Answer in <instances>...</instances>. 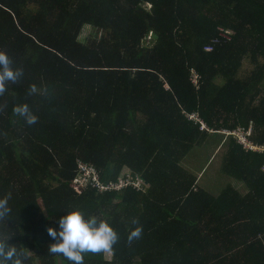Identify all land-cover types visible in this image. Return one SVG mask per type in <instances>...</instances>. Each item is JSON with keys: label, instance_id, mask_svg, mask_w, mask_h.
Instances as JSON below:
<instances>
[{"label": "trees", "instance_id": "trees-1", "mask_svg": "<svg viewBox=\"0 0 264 264\" xmlns=\"http://www.w3.org/2000/svg\"><path fill=\"white\" fill-rule=\"evenodd\" d=\"M85 28L96 33L81 39ZM0 49L25 72L0 97V198L12 208L0 232L29 251L26 264H71L48 253L47 229L72 209L121 237L84 264H264V154L227 138L221 171L244 194L214 195L182 163L217 134L191 112L210 130L251 127L264 144V0H0ZM33 83L51 100L27 96ZM24 102L33 126L13 112ZM77 160L105 184L143 186L76 188ZM132 217L143 235L129 246Z\"/></svg>", "mask_w": 264, "mask_h": 264}, {"label": "clouds", "instance_id": "clouds-1", "mask_svg": "<svg viewBox=\"0 0 264 264\" xmlns=\"http://www.w3.org/2000/svg\"><path fill=\"white\" fill-rule=\"evenodd\" d=\"M25 75L22 66H16L13 58L6 50L0 49V97L8 91V85L18 84ZM26 95L38 96L48 100L52 98V92L48 87L31 84ZM4 106L0 105V112ZM17 117L22 118L28 126L39 122V116L33 111L29 103H18L13 107ZM10 197L0 198V224H6L12 217V208L9 204ZM67 214L59 219V230L56 227L47 229L48 235L56 241L48 245V253L53 256H63L71 264H84L85 254H109L120 241L118 231L108 222L96 215L85 216L79 209L66 211ZM134 225L127 235L129 246L139 240L143 235V225L138 217H132L129 222ZM10 235L0 232V264H26L31 260L28 250L10 243Z\"/></svg>", "mask_w": 264, "mask_h": 264}, {"label": "built area", "instance_id": "built-area-1", "mask_svg": "<svg viewBox=\"0 0 264 264\" xmlns=\"http://www.w3.org/2000/svg\"><path fill=\"white\" fill-rule=\"evenodd\" d=\"M229 33L225 31H220V37L224 39H229ZM151 37V34L147 36V40H149ZM218 39L212 40V44L218 43ZM213 46L211 44L204 46L205 52L212 51ZM190 82L194 86H198L199 82V75L194 71L193 69L190 70V76H189ZM188 119L193 120L194 122L199 123V128L201 130H206L208 132H215L217 134L222 135V142H225L228 137H232L237 144H239L244 150L246 151H256L259 153L264 154V144H258L251 140L252 135V128L251 127H244V126H236L234 128H220L218 130H210L209 127L206 125V123L198 117V114L196 112H191L187 114ZM262 170L264 171V162L262 164ZM129 175H127L128 177ZM72 183L76 188H85L90 187L93 189H97L99 193H106L111 192L114 190H119L122 187H125L127 185H134L136 187H142L143 181L137 177L135 180L131 179H125L119 180L118 182L114 183H103L99 177V174L96 170V168L88 163L82 162L80 160H77L76 162V173L75 177L72 180Z\"/></svg>", "mask_w": 264, "mask_h": 264}, {"label": "rangeland", "instance_id": "rangeland-1", "mask_svg": "<svg viewBox=\"0 0 264 264\" xmlns=\"http://www.w3.org/2000/svg\"><path fill=\"white\" fill-rule=\"evenodd\" d=\"M95 34L96 31L85 28L83 35ZM102 34V33H101ZM249 68V64L243 63V70ZM222 136V135H221ZM220 134H210L207 143L199 147L193 154H188L182 163L197 177V183L208 192L217 195L227 185H231L241 194L246 193V187L221 171V163L226 148V141H221ZM210 142V145H209ZM109 258V254H106Z\"/></svg>", "mask_w": 264, "mask_h": 264}]
</instances>
